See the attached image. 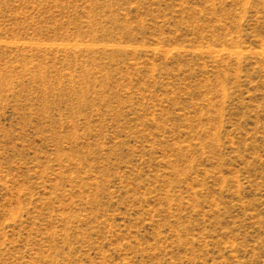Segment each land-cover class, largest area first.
I'll use <instances>...</instances> for the list:
<instances>
[{"label":"rangeland","instance_id":"obj_1","mask_svg":"<svg viewBox=\"0 0 264 264\" xmlns=\"http://www.w3.org/2000/svg\"><path fill=\"white\" fill-rule=\"evenodd\" d=\"M0 264H264V0H0Z\"/></svg>","mask_w":264,"mask_h":264}]
</instances>
